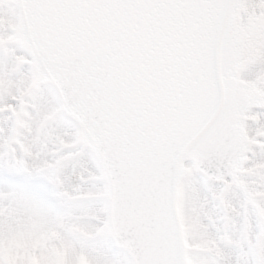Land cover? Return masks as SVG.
I'll return each mask as SVG.
<instances>
[{"label":"snow or ice","instance_id":"1","mask_svg":"<svg viewBox=\"0 0 264 264\" xmlns=\"http://www.w3.org/2000/svg\"><path fill=\"white\" fill-rule=\"evenodd\" d=\"M0 264H264V0H0Z\"/></svg>","mask_w":264,"mask_h":264}]
</instances>
